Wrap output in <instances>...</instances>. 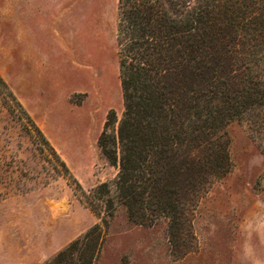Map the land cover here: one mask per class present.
Here are the masks:
<instances>
[{
	"label": "rangeland",
	"instance_id": "1",
	"mask_svg": "<svg viewBox=\"0 0 264 264\" xmlns=\"http://www.w3.org/2000/svg\"><path fill=\"white\" fill-rule=\"evenodd\" d=\"M59 5L63 20L67 5L72 11L68 26L57 29L53 100L45 75L36 81L46 83L41 104L57 103L53 115L43 111V123H35L47 144L28 121L22 94L35 87L23 76L30 68L27 46L43 56L49 37L28 23L20 5L14 12L10 0H0V76L7 85H0V264H75L68 257L54 261L102 219L109 226L94 264H264V145L251 118H238L223 131L232 169L190 213V230L182 235L190 246L182 240L175 246L165 219L151 227L130 222L114 186L119 170L98 146L109 115L119 121L124 111L118 0ZM76 181L87 193L107 183L113 215L93 213L80 200Z\"/></svg>",
	"mask_w": 264,
	"mask_h": 264
},
{
	"label": "trees",
	"instance_id": "2",
	"mask_svg": "<svg viewBox=\"0 0 264 264\" xmlns=\"http://www.w3.org/2000/svg\"><path fill=\"white\" fill-rule=\"evenodd\" d=\"M117 40L124 111L109 115L98 146L119 170L118 203L136 225L167 220L175 246H190V213L232 169L225 127L247 116L264 145V0H118ZM76 184L93 213L113 215L107 183L89 193ZM108 226L54 262L94 264Z\"/></svg>",
	"mask_w": 264,
	"mask_h": 264
},
{
	"label": "crops",
	"instance_id": "3",
	"mask_svg": "<svg viewBox=\"0 0 264 264\" xmlns=\"http://www.w3.org/2000/svg\"><path fill=\"white\" fill-rule=\"evenodd\" d=\"M66 1L68 3L69 0ZM59 2L60 0H10L14 12L16 9H19L20 5L21 10L26 13L25 16L27 17V19H29L28 23L30 22V20L33 21L36 24V28L39 31L46 30V34L49 37L48 43L44 44L46 52L43 54V56L35 54L34 45L32 44H29L27 46L28 51L25 56V60L28 62L30 68L28 70H24L23 76L35 82V87H33L32 89L30 87L27 88L28 95L22 94V105L27 113L35 121V123H38L39 125H41V123H43L44 121L43 111L47 112V114L53 115L57 106V103H53L51 100H48L45 105L41 104L40 96L42 94L40 93V91L43 88V85H45L46 83L40 85L39 82L41 81L40 79H42L45 75L47 82H49V84H47L45 88L50 92V95L53 96L51 97L53 100L54 94L58 89V86L56 84L58 78L55 74V71H58V67L54 62L56 51L59 50L58 44L55 43L57 29L59 25L63 26V23H65V26H68L67 23H70V15L72 11L71 8L68 7L69 5H67L65 9V20H63L60 15ZM49 32L50 35L48 34ZM68 46L66 47V50H68ZM38 57L43 58L44 61L39 60ZM43 62L46 65V69L43 68ZM46 71L47 74H45ZM38 80L40 81L37 82L38 84H36V81ZM49 87L51 90L49 89ZM51 139L54 141L53 138Z\"/></svg>",
	"mask_w": 264,
	"mask_h": 264
}]
</instances>
